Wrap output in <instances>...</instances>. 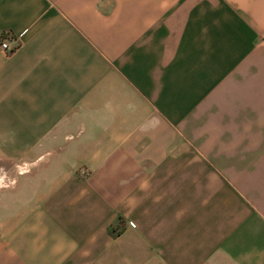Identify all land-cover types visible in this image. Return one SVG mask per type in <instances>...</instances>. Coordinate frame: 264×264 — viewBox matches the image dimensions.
<instances>
[{
  "label": "crops",
  "instance_id": "obj_1",
  "mask_svg": "<svg viewBox=\"0 0 264 264\" xmlns=\"http://www.w3.org/2000/svg\"><path fill=\"white\" fill-rule=\"evenodd\" d=\"M1 42L0 264H264V0H0Z\"/></svg>",
  "mask_w": 264,
  "mask_h": 264
},
{
  "label": "built area",
  "instance_id": "obj_2",
  "mask_svg": "<svg viewBox=\"0 0 264 264\" xmlns=\"http://www.w3.org/2000/svg\"><path fill=\"white\" fill-rule=\"evenodd\" d=\"M0 48H1L3 51H6V52L12 50V48L9 47V45H8L6 42H1V43H0ZM83 174H86V173H83ZM130 226L133 227L134 224H133V223H130Z\"/></svg>",
  "mask_w": 264,
  "mask_h": 264
},
{
  "label": "clouds",
  "instance_id": "obj_3",
  "mask_svg": "<svg viewBox=\"0 0 264 264\" xmlns=\"http://www.w3.org/2000/svg\"><path fill=\"white\" fill-rule=\"evenodd\" d=\"M146 186H147V185L145 184V185H142L141 187L144 188V187H146Z\"/></svg>",
  "mask_w": 264,
  "mask_h": 264
}]
</instances>
